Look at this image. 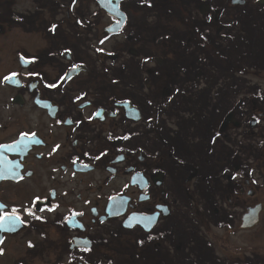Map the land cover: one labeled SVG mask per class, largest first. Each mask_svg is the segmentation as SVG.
I'll list each match as a JSON object with an SVG mask.
<instances>
[{
	"label": "flooded vegetation",
	"instance_id": "1",
	"mask_svg": "<svg viewBox=\"0 0 264 264\" xmlns=\"http://www.w3.org/2000/svg\"><path fill=\"white\" fill-rule=\"evenodd\" d=\"M129 1L118 0L125 20L112 34L107 27L118 19L105 7H112L113 0H0V146L20 145L0 147V215L15 208L20 218L14 228L0 224V264H120L138 254V238L120 235L133 229L144 237L140 244L146 246L148 261L169 264L170 225L180 223L194 224L213 239L211 253L203 246L188 247L193 255L199 252L195 264H239L228 239L212 232L229 226L232 202L243 209L259 204L260 217L264 112L254 111L245 120L253 133L247 132L245 141L251 136L261 140L257 155L216 169L224 173L225 186L214 184L209 196L204 194L202 178L210 175L197 155L216 139L231 152L227 142L234 127L241 126L234 113L222 112L206 134L184 118V111L168 107L161 115L167 133L200 147L195 153L187 146L186 155L166 146L138 101L108 93L104 83L96 86L98 73L80 58L95 41L96 64L107 50L105 43L120 39ZM91 21L96 35L90 40ZM126 101L130 106L121 104ZM187 110L195 120L196 110ZM208 198L223 219L205 215ZM132 217L139 221L127 227ZM188 254L182 264H194L186 262Z\"/></svg>",
	"mask_w": 264,
	"mask_h": 264
},
{
	"label": "rangeland",
	"instance_id": "2",
	"mask_svg": "<svg viewBox=\"0 0 264 264\" xmlns=\"http://www.w3.org/2000/svg\"><path fill=\"white\" fill-rule=\"evenodd\" d=\"M242 1L130 0L124 5L129 20L123 35L119 40L111 39L105 43L107 50L100 55L101 60L95 64V41L88 51L80 53L88 68L98 73L96 86L104 83L108 93L138 101L160 128L159 133H163L166 146L182 150L186 155L187 146L190 145L195 153H199L200 147L188 145L181 135L173 138L167 133L161 115L168 107L184 111V118L198 125L206 134L222 112L229 110L234 113L241 126L238 129L234 127L233 139L227 142L231 152L225 151V142L216 139L212 147L207 145L206 150L197 155L203 160L201 164L205 174L210 175L202 178V192L206 195L210 187L225 186L224 173L216 169L231 163L244 164L245 156H256L262 145L255 136L245 141L247 132L253 135L252 128H245V120L254 111L264 112V58L260 57L264 55V3H260L262 0ZM89 25L91 40L96 35L95 25L92 21ZM190 107L191 111L196 110L195 120L194 114L189 116L186 113ZM214 184L217 186L213 187ZM216 205L208 198L203 211L208 218L223 219L220 210L216 211ZM245 211L232 202L228 211V229L217 228L215 231L213 228L212 234L218 239H228L233 259L239 264H264V207L258 224L249 231L240 226L241 215ZM197 228L188 223L170 225L169 243H166L169 264H182V258L190 253L188 247L198 250L203 246L204 252H212L210 241L213 239L201 230L198 232ZM120 235L122 238L137 237L139 242L136 258L120 264H152L147 260L146 246L140 244V231L124 230ZM182 248L186 250L182 251ZM131 250L134 252L133 248ZM198 253L196 251L195 255ZM195 255L190 253L186 262L191 259L195 264ZM244 255H250L242 258L248 259L245 263L237 261Z\"/></svg>",
	"mask_w": 264,
	"mask_h": 264
},
{
	"label": "water",
	"instance_id": "3",
	"mask_svg": "<svg viewBox=\"0 0 264 264\" xmlns=\"http://www.w3.org/2000/svg\"><path fill=\"white\" fill-rule=\"evenodd\" d=\"M232 3H242V0H231ZM114 5L112 7H105L106 11L112 15H114L115 17H117V21L114 22L113 24L109 25V27H107L108 29H110V33L114 34L116 33V31L122 26L124 20H125V16L123 14L122 11H120L119 7H118V0H113ZM106 29V30H108ZM113 29V30H111ZM74 72H72L69 75H73L76 71L75 68ZM121 104H128V101L126 102H122ZM130 106V105H129ZM230 115V113H229ZM228 117V116H227ZM259 211H260V205H254V206H250L246 209V211L241 215V223L240 226L242 228H248L253 226L255 223H257L258 221V217H259ZM137 218H139V216H136ZM135 221V222H134ZM139 220H137L136 218L132 217L131 222H126V226L127 227H131L134 223H137ZM145 230L148 229V226L144 227Z\"/></svg>",
	"mask_w": 264,
	"mask_h": 264
},
{
	"label": "snow or ice",
	"instance_id": "4",
	"mask_svg": "<svg viewBox=\"0 0 264 264\" xmlns=\"http://www.w3.org/2000/svg\"><path fill=\"white\" fill-rule=\"evenodd\" d=\"M55 28V25L53 26V30ZM103 42V41H102ZM23 59V57H22ZM14 75V74H13ZM5 79H8L7 77ZM54 86V85H53ZM26 134L22 133L21 136H25ZM34 135V134H33ZM0 147H17L19 148L20 145L16 144V145H2ZM59 147V146H57ZM55 150V149H54ZM29 211V214H31L30 210H26ZM39 218V217H37ZM19 216L17 215V209L13 208L11 213H7L5 212L3 215H0V224H2L3 222H7L10 226H12L14 228L16 222L19 220ZM22 222V221H21Z\"/></svg>",
	"mask_w": 264,
	"mask_h": 264
}]
</instances>
